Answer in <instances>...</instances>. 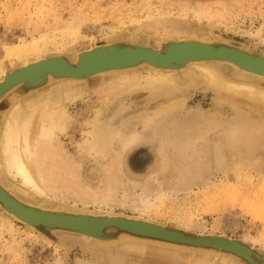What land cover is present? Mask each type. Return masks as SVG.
<instances>
[{
  "label": "rangeland",
  "instance_id": "374dc122",
  "mask_svg": "<svg viewBox=\"0 0 264 264\" xmlns=\"http://www.w3.org/2000/svg\"><path fill=\"white\" fill-rule=\"evenodd\" d=\"M189 34L202 38L207 37L216 43L238 46L264 56V0H0V78L2 70L10 71L18 66L17 60L20 57L35 59L61 54L69 60L75 61L79 52L97 45L120 43L157 48L159 43L166 39L180 40ZM212 63L218 64L217 62ZM216 67L224 77L234 79V68L231 65L222 64L216 65ZM149 68L148 66L136 68V75H140L139 72H147ZM179 72V75L182 73L180 77L186 81L183 76V72L186 70ZM252 81L259 86H264L262 78L252 79ZM125 85L127 86V84ZM125 85L113 78L111 74H106L95 75L84 81L76 82H72L70 79L53 80L46 87L39 88L32 93L35 96L41 89H56L59 86L64 88L63 91L73 87H83L86 92H89H84L82 98L70 104L71 124L68 133L62 137L61 142L64 144L65 150L81 163L79 173L85 176V180H90L92 187L99 184L97 178L90 179L86 175L92 161L82 162L77 146L83 137L82 125L87 121L86 118L95 116L93 109L100 104L99 98L120 91L115 94V99L102 113V118L107 121L120 123L124 116L134 117L135 113L148 107L151 110L159 102H166L175 94L178 97L175 89L176 84H171L166 88V90H170H168L169 92H163L165 89L160 91L163 94L159 90L150 92L148 89L126 91L123 89ZM210 85L207 80L201 78L196 85L190 86L188 93L185 92L187 94H185V109L182 107V111L173 113L167 124L169 129L174 128V124L179 123L178 121H185L184 114L190 109L194 112L204 110L203 112L209 113L207 116L214 112L218 115L221 114L219 112H222L226 116H232L234 114L233 102L251 111L253 117L262 116L264 118V114H260L252 108L253 100L244 94H236L234 91L227 90L225 87H223V91L226 101L219 105L216 100L219 95L218 91ZM173 90L176 92H172ZM17 91L21 92L22 90L18 89ZM17 91H14L8 99L17 96ZM171 92L173 96L168 97V93ZM181 96L184 97L183 94ZM257 104L260 107L264 106L262 102ZM206 122L201 127V133L203 129L205 132L197 133L195 138L190 136L192 134L185 135L187 139H184V145L173 144L168 141L167 137L164 138V145H167L168 142L170 147L166 152L170 157V163L175 166L179 165L181 176L185 180L193 179L197 183L192 188L171 192L168 199L164 200L165 202L157 201L155 207L149 212L134 210L125 203V194L132 187V182L122 175H120L121 179L125 182L122 180L123 185L119 184L120 187L117 191L119 200L112 202L111 206L92 204L91 195L84 196L86 202L79 200L77 203L73 199L65 201L55 199L52 201L53 203H50L36 196L29 198L33 202H44L47 205H57L62 202L71 209L96 214L112 212L132 215L194 234H224L229 238L247 242L264 258V172L260 171L259 164L254 163L255 161L249 166L234 165V161L236 162L234 156L240 149L232 147V144H227L225 131L222 133L224 139L220 141L222 146L217 142L218 146L212 141L210 144L207 143V135L211 131L212 134L216 132L214 136L217 138L219 130H225L228 125L227 118L221 120L220 126L215 124L216 127L213 125L209 130L207 128L210 122L208 120ZM180 136L178 135V138ZM214 136L212 135V138H215ZM193 140L198 142L195 146L192 145L188 148L187 145H190ZM160 142L152 144V149L149 144H140L139 148L133 149L130 153L129 163L132 166L133 164L137 165L136 169L143 174L138 177L140 181L136 187L138 191H141V184L147 182V176L158 164ZM227 148L228 150L232 149L228 152ZM140 149L143 150L140 151ZM219 149L223 153H220ZM198 150H200L199 153ZM227 154L234 155H232L233 159L231 158L233 163H225ZM199 155L201 156L199 157ZM229 156L228 159H230ZM221 159H223V163L220 162ZM210 161L213 163L211 168L209 167ZM106 163L109 167L111 162L107 161ZM150 163L153 170L148 172ZM221 165L223 168L226 167V172L213 171V175L212 169L216 170ZM257 169L258 171H256ZM189 174L192 175V178L189 177ZM233 177L234 180H232ZM121 179L119 177L120 181ZM76 185L78 186V184ZM107 231L108 233L113 232L111 234L115 236L121 233L115 228H109ZM53 233L46 231L43 226L34 228L27 225L0 205V264H78V260L85 258L91 260L96 258L95 261L99 260L100 264L116 262L121 264L122 261V264H146L147 258H153L152 264L159 263L157 261L158 254L151 255L136 249H124L123 244L119 246L125 260L108 258L110 254L107 250L94 252L87 249L85 247L87 243H84L82 236L77 233L64 230H55ZM96 252L98 253L96 254ZM99 256L105 257L100 258ZM239 259L243 264H262V260L252 263L246 259ZM178 262L179 264L215 263L214 259L206 262L199 256L194 257L192 249L189 247H184L181 250L177 257Z\"/></svg>",
  "mask_w": 264,
  "mask_h": 264
},
{
  "label": "bare ground",
  "instance_id": "6f19581e",
  "mask_svg": "<svg viewBox=\"0 0 264 264\" xmlns=\"http://www.w3.org/2000/svg\"><path fill=\"white\" fill-rule=\"evenodd\" d=\"M180 40L187 42V45L181 46L178 49H173L170 55L175 58H184L191 55L190 53L193 52L191 44H194L195 42L206 45H210V43L213 42L207 37L202 38L198 35L190 34ZM166 41L170 42L171 40L166 39ZM101 49L106 50L108 47L105 46ZM104 54L106 55V52H104ZM55 55V59L50 63H42V61L48 60V57H37L35 59L20 57L17 60L18 66L24 69H29L31 67L30 70L25 72L21 71L22 73L19 72L17 74H9L7 70H2L3 73L0 78V88L3 86H5V88L0 90V196L5 198L8 204H12L17 211L35 217L36 219L41 218L48 222H52V225H55L56 223H66L89 229V232L80 230L77 231L75 229L63 230L81 235L84 243H87L85 247L89 250L94 252L97 250H107L110 254L108 258L114 257L125 260L122 256L121 247L119 246L123 244L124 249H136L142 253H148L151 255L154 253L158 254V259L156 258L159 262L158 264H179V262L177 263V257L179 256L181 250L184 249L185 245H183V243L168 242L149 236L144 238L140 237V239L138 237L137 239V237H133L125 233V235H122L119 238L112 239V236L114 235L111 233L113 232L108 233V231H106L109 228L106 229L105 232L103 231L102 235L95 233L96 231H102L103 225H106L104 222L107 221L102 218L107 216L108 218H112L115 222L122 223L126 226L137 228L139 230L153 231L160 234L170 235L178 240L185 238L178 232L164 231V226H160L163 228L161 229L160 227H154L149 224L155 223L159 226L161 224L159 222L132 215L114 214L112 212L102 213L103 215L101 213H95V218H89L90 215L86 212L71 209L66 205V203L61 202L57 205H47L44 202H33L29 197L36 196L37 198L44 199L50 203H53L52 201L55 199H63L64 201L73 199L77 203L79 200L85 201L86 197L84 196L89 194L92 197V204H105L111 206L113 204L112 202L119 200L117 191L119 190L118 188L121 183L123 185V182H125L121 179V181L117 182V185L112 184L118 173H121L122 176L132 182V187L125 194V203H127V205L134 210L149 212L153 207H155L154 205L157 201L165 202L164 200L168 199L167 197L170 196L171 192H179V190L192 188L193 185L197 183L193 179V181L189 179V177L192 178V175H190L191 173L188 177L189 180H185V178L181 176V168L178 167L179 165L175 166L170 163V157L166 153L170 147L168 142L166 143L167 145H164V138L167 137L168 141L173 144L176 143L184 145L185 140L187 139L185 138V135L192 134L190 136L195 138L197 133H201V127H203V123H207V120L210 122L208 123L209 127L207 128L209 130L212 129L211 127L215 124L220 126V122L221 120H224V118L228 119V125L223 124L227 125L225 130L218 129L219 132L215 130L219 134L217 138L214 136L216 133L215 131V133L213 132L214 134H212V131L211 133L209 132L210 134L207 135V143L210 144L212 141V143L215 142L216 146H222L220 141L224 139L222 138V133L225 131V139L228 142L227 144H232V147L240 149V151H236L239 157H236L237 155L234 156V153L232 154L234 156V160H236V162L234 161V165L249 166V164L255 161L254 163L257 162V165L259 164V168L261 169L260 171L264 172V118L262 116H259L260 118L253 117L251 111L241 107L236 102L232 103L234 110V114L232 116H226V114L224 115L222 112H219V114H221L218 115L213 111L214 113L209 115L211 117L209 119V116H207L209 114L208 112L205 113L203 112L204 110L198 111L197 109V111L194 112L190 109L184 114L185 121H178L179 123H175L174 128L172 127L171 129H169V126L167 125L173 113L182 111L181 109L184 107V102L186 101L185 96L187 95L185 92L188 93L190 86L196 85L201 78L207 80L211 84L210 86L218 91L219 95L216 97V100L219 105L226 101L223 91V87H225L227 90L234 91L236 94H244L249 97L253 100V103L251 104L252 108L258 113L264 114V106L260 107L257 104H261V102L264 103V86H259L257 83L252 81V79L256 78L264 79V74L252 71L238 63L233 62L235 66L233 72L234 79H228L224 77L220 70L216 67V65H222L221 63L223 62L220 63V61H223L222 59L219 60V63L217 62L218 64L216 65H214L211 60H192L189 61L184 68L175 69V71L174 69L171 71L170 69L162 66L150 64L148 71L139 72L140 75L138 76L136 75L137 72H135L136 68L138 65H143V63L104 69L93 74V76L111 74L112 77L116 80L118 79L121 84H127V86H123V89L126 91L148 89L150 92L158 90L160 92L165 89L163 92L166 93L170 91L169 89V91L166 90L169 85L176 84L175 89L177 92L176 90H173L172 92H176L178 97H176V94V96L174 95L175 98L171 97L173 96V93L171 92L172 95L171 93H168V97H171L170 99L167 98L168 101L159 102V104L151 110L149 107L141 110L140 112L135 113L134 117H125L122 114L124 116L122 118L124 119H122L120 123H115L117 121H107L102 118L103 111L108 107L112 100L115 99V94L120 91L113 93L110 96H101L99 98L100 104H98L95 109H93V106L91 105L95 112V116L89 119L86 118L87 121H85L82 125L83 137L77 147L82 162L86 160L92 161V165L89 167L86 175L90 179L97 178L99 182L97 186L92 187L90 180L86 179V181L84 175L80 173L75 174V172L70 170L71 164L76 166L77 169V167H81V163L71 162L68 159L64 162L58 156L59 153L63 152L61 150L63 144L61 142L63 139L62 137L68 133L71 124L72 118L69 106L79 98H82V95L86 92L85 88L73 87L63 91L64 88L59 86V88L56 89H41L39 93L34 96V94H32L34 91H30L33 88L26 86V83H30V81L33 80L44 79V83L41 85V88H44L48 83H51V81L56 77L54 73L59 72L56 70H46L48 66H52L59 71H65L68 69V63L63 59V57L59 56L61 54ZM105 55L99 56L97 59L102 58L100 61H107L118 58L116 57L118 55L115 54L114 50H112L109 55ZM95 64L98 63L95 62ZM183 69L186 70V72H183V76L186 78V81L180 77L182 76V73L179 75V71H184ZM66 79L76 82L84 81L87 77ZM108 85L110 86V84ZM18 89L22 91L19 92L17 91ZM37 90L39 89L37 88ZM14 91H17V96L13 98L14 100L11 98V100L8 99ZM182 94L184 97L181 96ZM216 125L214 127H216ZM214 127L213 129H215ZM203 132H205V129H203L202 133ZM207 132L206 134H208ZM178 135L181 136L178 138ZM210 135L211 137H209ZM212 135L215 138H212ZM160 139L162 140L161 142ZM157 142L161 143L158 150L160 155L157 161L158 164L156 167H153L154 170L152 169L151 163L149 164L147 171H153H151L147 176V182H145L146 184H141V191H138L136 190V187L140 184L138 177L143 176V174L140 170L138 171V169H136V167H138L137 165L133 164L132 166L129 163L130 153L133 149L139 148L138 145L145 143L149 144L150 149H152V144ZM197 142L196 140H193L190 145H187V147L190 148L192 145L195 146ZM216 142L219 144L217 145ZM218 148L216 149L218 150ZM221 149H223V147H221ZM231 149L229 148V150ZM141 150L143 149H140V151ZM145 150L148 151L147 149ZM181 151H183V149H181ZM199 151L200 150H198V153ZM220 153L223 152L220 151ZM229 154L227 155L229 156ZM232 155L229 156L230 159L233 157ZM200 156L201 155H199V157ZM228 156L225 163H233V158L230 160L228 159ZM203 157L205 158V156ZM105 160L111 162L109 167L106 165L107 161L104 163ZM221 160L222 161H219L223 163V159ZM212 165L213 163L211 162L209 167L211 168ZM253 165L255 166V164ZM223 166L221 165L216 170L213 168V175V171H224L225 173L226 167L223 168ZM258 169L256 171H258ZM73 174L77 180L79 179V181L83 182V187H80L79 184L77 186V183L71 180ZM232 180H234V177ZM6 194L8 196H6ZM17 216L21 219L19 215ZM112 219H109V221H112ZM50 228L52 232L59 230L57 227ZM128 236L132 238H129ZM224 238L228 241L235 242L233 238ZM189 247L192 249L194 257L199 256L205 259L206 262H210L211 259H214V264H243L239 259L240 256L236 253L234 254L233 252H224L221 249H215L213 247H195L192 245H189ZM235 247L242 252H249L247 247L244 245L235 244ZM105 252L103 253L104 255ZM97 253L98 252H96V254ZM95 259L96 258H94V260L86 258L80 259L77 263L100 264V261H95ZM152 259L153 258H147L146 264H152ZM119 262L121 261L119 260ZM114 264H118V262Z\"/></svg>",
  "mask_w": 264,
  "mask_h": 264
},
{
  "label": "water",
  "instance_id": "95a60500",
  "mask_svg": "<svg viewBox=\"0 0 264 264\" xmlns=\"http://www.w3.org/2000/svg\"><path fill=\"white\" fill-rule=\"evenodd\" d=\"M170 40H171L170 42L166 40L160 42L159 47L157 48L150 47L147 45H139V44L122 45L120 43H109V44L97 45L95 47H91V48H88V49H85L79 52L77 54V58L75 61L69 60L64 55H59L63 57V59L68 63L67 64L68 69L65 71H59L53 68L52 66H48L46 70L48 69L56 70L59 73H54L56 77L53 80H61V79H66V78H82V77L88 78V77H92L93 74L98 73L99 71L104 70V69L136 65L139 63H143V65H138V67H142V66L150 67V64H152V65L162 66L170 70H173V69L175 70V69L184 68V66H186V64L192 60L205 59V60H211L213 62L219 63V60L222 59L223 61H220V63L221 62L223 63L221 64H229L234 69H235L234 63H238L246 67L247 69L264 74V56L263 55L256 54L251 51L240 48L238 46H231L225 43L212 42L210 43V45H206L203 43L195 42L194 44H191L193 48V52L190 53L191 55L184 57V58H175L174 56L170 55L173 49H178L181 46H185L187 45L186 44L187 42H184L183 40H174V39H170ZM105 46H107L108 49L106 50L101 49L102 47H105ZM112 50H114L115 54L118 55L116 56L118 57L117 59H112V60H107V61H100L102 58L97 59L99 56H104L105 55L104 52H106L105 56L109 55L112 52ZM54 56L56 55L48 57L49 59L46 61H42V63H47V62L50 63L51 61L55 59ZM95 62H97L98 64H95ZM30 69L31 67L29 69H24V68H21L20 66H17L16 68L8 72L9 74L10 73L17 74L19 72L22 73ZM43 80L44 79L30 81V83H26V86L32 87L33 89H31L30 91L35 92L37 88L38 89L41 88V85L44 83ZM4 88L5 86L1 87L0 90ZM6 196L8 195L6 194ZM0 205L8 213L12 214L15 218L26 223L27 225L31 227L33 226L34 228H39L40 226H43L46 229V231L52 234L54 233L52 232L50 227H57L59 228L60 231L63 229L65 230L75 229L77 231L80 230V231L89 232L88 231L89 229L85 227H81V226L79 227V226L66 224V223H56L55 225H52V222H48L41 218L36 219L35 217L26 215L23 212L17 211L12 206V204L11 205L8 204L6 199L1 196H0ZM86 213L90 215L89 218L96 217L94 216L95 213H90V212H86ZM15 214L19 215L21 219L18 218V216ZM102 219L107 220L104 222L106 225H103L101 232L96 231L95 233L102 235L103 231L105 232V230L108 228H115L119 230L121 232L120 235L118 236L114 235L112 236V239L119 238L125 234L131 235L133 237H137V239L138 237L140 239V237L144 238V237L149 236L152 238L161 239V240H165L168 242L183 243V245H185L184 247H189V245L190 246L192 245L195 247H213L215 249H221L224 252H233L234 254L236 253L237 255L240 256V258L246 259L252 263H258V261L262 260V264H264L263 256L260 255L258 252H256L255 249L252 246H250L247 242H243L239 239H234V238L233 239L235 240V242H231L224 238V237L229 238L228 236H225V235L194 234V233L187 232L183 229L167 226L162 223L159 226L155 223H149L150 225H153L154 227L164 226L165 227L164 229L161 227L160 228L163 229L164 231L178 232L185 237L183 239L178 240L176 238H173L170 235L160 234V233H156L153 231L139 230L137 228L126 226L125 224L115 222L112 218H108L107 216H104ZM109 219H112V221H109ZM125 220L130 221L128 219H125ZM129 238H132V237H129ZM235 244L246 246L249 252L240 251L239 249L235 247Z\"/></svg>",
  "mask_w": 264,
  "mask_h": 264
},
{
  "label": "crops",
  "instance_id": "0c3cea01",
  "mask_svg": "<svg viewBox=\"0 0 264 264\" xmlns=\"http://www.w3.org/2000/svg\"><path fill=\"white\" fill-rule=\"evenodd\" d=\"M61 150H62L63 152H62V153H59L58 156L60 157V159H61L62 161L65 162V161H67V159H68V160H70L71 162L73 161V162H75V163H79V164H80V162H78V160H77V161L75 160V158H74L73 155H70V154L68 153V151L65 150L64 144H62ZM70 170H72L73 172H75V174H79V171H78L79 168L77 167V169H76V166H73L72 164L70 165ZM73 172H71V173H73ZM120 175H121V173H118V175H117L116 178H115V181H113L112 184H116V185H117V182L120 181V180H119V177H120V179H121V176H120ZM71 180H72L73 182L79 184L80 187H83V186H84V185H83V182L79 181V179L77 180L76 177H74V174L72 175ZM116 185H115V187H116ZM83 195H84V193H83ZM88 195H89V194H88Z\"/></svg>",
  "mask_w": 264,
  "mask_h": 264
}]
</instances>
